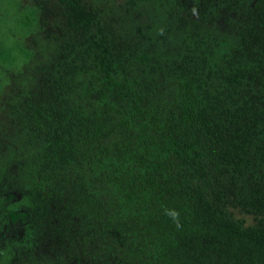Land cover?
Segmentation results:
<instances>
[{"label": "trees", "instance_id": "trees-1", "mask_svg": "<svg viewBox=\"0 0 264 264\" xmlns=\"http://www.w3.org/2000/svg\"><path fill=\"white\" fill-rule=\"evenodd\" d=\"M22 3L0 264H264V0Z\"/></svg>", "mask_w": 264, "mask_h": 264}, {"label": "rangeland", "instance_id": "rangeland-1", "mask_svg": "<svg viewBox=\"0 0 264 264\" xmlns=\"http://www.w3.org/2000/svg\"><path fill=\"white\" fill-rule=\"evenodd\" d=\"M22 2L0 0V85L5 81L3 70L18 68L29 56L25 47L34 31L35 14ZM20 220L22 216L12 217L13 223Z\"/></svg>", "mask_w": 264, "mask_h": 264}, {"label": "clouds", "instance_id": "clouds-1", "mask_svg": "<svg viewBox=\"0 0 264 264\" xmlns=\"http://www.w3.org/2000/svg\"><path fill=\"white\" fill-rule=\"evenodd\" d=\"M167 214L170 215L173 218V220L178 221V217H179L178 213H176L174 211H169Z\"/></svg>", "mask_w": 264, "mask_h": 264}]
</instances>
